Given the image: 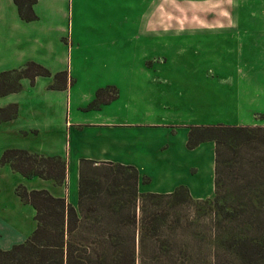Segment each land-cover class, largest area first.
I'll use <instances>...</instances> for the list:
<instances>
[{"label":"trees","instance_id":"obj_1","mask_svg":"<svg viewBox=\"0 0 264 264\" xmlns=\"http://www.w3.org/2000/svg\"><path fill=\"white\" fill-rule=\"evenodd\" d=\"M22 20H38V0H14ZM52 76L36 62L0 73V97L22 90V80L34 84ZM67 72L55 75L57 88ZM111 88V87H109ZM102 90L89 109L112 100ZM18 115V105L0 108V122ZM215 143V197L194 199L188 187L172 193L141 192L149 177L132 165L82 159L78 206L48 190L17 187L24 204L36 210L37 228L22 244L0 249V264H221L234 256L240 264H264V127L192 126L187 147ZM10 165L26 178L40 177L62 186L67 161L24 149H8L0 166ZM188 205H206L213 213L211 242L205 228L189 223L179 211ZM194 219L200 218L194 214ZM247 227L238 230L239 221ZM252 229V234H251ZM211 247L209 262L206 250Z\"/></svg>","mask_w":264,"mask_h":264},{"label":"rangeland","instance_id":"obj_2","mask_svg":"<svg viewBox=\"0 0 264 264\" xmlns=\"http://www.w3.org/2000/svg\"><path fill=\"white\" fill-rule=\"evenodd\" d=\"M70 11L68 41L57 47L66 49L79 80L73 81V117L264 127V0H74ZM198 16L204 19L191 18ZM177 18L192 23L176 31ZM101 90L106 99L114 98L90 110ZM86 102L88 111L77 112V105ZM181 140L178 136L177 148ZM160 143L166 144V138ZM209 158L196 177L208 187ZM144 165L156 181L152 184L145 173L151 181L143 185L155 188L165 172L160 164ZM214 197L215 190L209 200ZM210 207L188 205L179 211L205 228L208 244L214 231ZM194 214L198 221H192ZM246 227L240 220L238 230ZM240 263L233 255L221 261Z\"/></svg>","mask_w":264,"mask_h":264},{"label":"crops","instance_id":"obj_3","mask_svg":"<svg viewBox=\"0 0 264 264\" xmlns=\"http://www.w3.org/2000/svg\"><path fill=\"white\" fill-rule=\"evenodd\" d=\"M72 2L74 0H38L34 6L38 20L27 22L21 19L14 0H0V73L19 69L32 61L52 73L49 77H37L34 84L24 78L20 92L0 97V108L18 105L16 118L0 122V159L8 149H24L45 156H60L67 161V178L62 186L40 177L26 178L14 172L10 165L0 166L2 250L24 243L37 228L36 210L22 202L17 187L48 190L77 207L82 159L135 166L141 175L146 173L152 177V184L156 180L144 164H152L153 168L160 164L165 172L160 177L163 181H157L155 188L141 183V192L172 193L184 185L196 200L212 198L214 194L215 143L204 142L193 150L187 147L190 128L201 125L117 123L99 121L96 116L92 119L73 117L72 90L74 82L79 80L74 77L73 63L66 58V49L57 47V44L66 46L68 41L65 36L69 33ZM191 18L203 20L204 16ZM189 23L192 22L177 18L173 27L177 31ZM148 64L151 65L149 61ZM65 71L67 76L62 77L60 87L51 88L56 83L55 75ZM76 111L86 113L87 102L78 104ZM178 136L182 137L179 148L175 143ZM164 137L167 143L162 145ZM194 155L197 161H188ZM206 158L210 159V187L196 178L201 169L203 171ZM208 189L210 193L206 194Z\"/></svg>","mask_w":264,"mask_h":264}]
</instances>
